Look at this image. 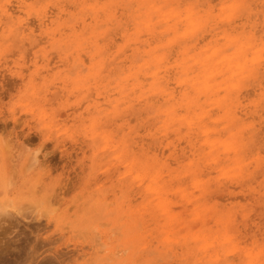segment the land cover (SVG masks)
I'll use <instances>...</instances> for the list:
<instances>
[{
  "label": "rangeland",
  "instance_id": "374dc122",
  "mask_svg": "<svg viewBox=\"0 0 264 264\" xmlns=\"http://www.w3.org/2000/svg\"><path fill=\"white\" fill-rule=\"evenodd\" d=\"M238 42L264 49V0H0V264H264V53L236 76Z\"/></svg>",
  "mask_w": 264,
  "mask_h": 264
},
{
  "label": "bare ground",
  "instance_id": "6f19581e",
  "mask_svg": "<svg viewBox=\"0 0 264 264\" xmlns=\"http://www.w3.org/2000/svg\"><path fill=\"white\" fill-rule=\"evenodd\" d=\"M215 1V0H214ZM213 2V1H212ZM166 16L167 15H162V17H163V20H165L166 22H168L169 20L166 18ZM174 16H178L177 15V13H175L174 14ZM192 14H190L188 17H187V19H189V22H188V24L190 25V26H196V22H195V20H193L192 19ZM225 17V16H224ZM261 18V17H260ZM131 20V19H130ZM128 21V20H127ZM35 22V21H34ZM235 22H237V21H235ZM129 23V22H128ZM113 26H114V24H113ZM116 26V25H115ZM123 29V28H122ZM167 35V34H166ZM120 36V35H119ZM115 39V38H114ZM119 40V39H118ZM204 40V39H203ZM200 41V40H199ZM220 41V40H219ZM237 40H230L229 42H231V43H233V42H236ZM238 43H240V42H238ZM176 48V47H175ZM245 47H244V45H243V43H240V45H238V48H237V50H236V52L232 55V57L230 56V55H227V56H224L223 58H222V62H227L226 64H227V67H228V69L230 70V72L232 73V74H235L236 76H238L239 74L240 75H244L246 72H247V70H248V68L250 67V66H254V65H257V64H259L260 62H261V59L263 58V51H264V49L263 48H261V49H259V50H257L254 54H253V57L250 59V60H248L247 59V57H246V54H245ZM127 52V51H126ZM174 52V51H173ZM218 52V50H215L214 51V53H217ZM125 53V52H124ZM138 60V59H137ZM85 61H87V59H85ZM88 63V62H87ZM110 64H112V63H110ZM114 64V63H113ZM162 64V63H161ZM80 66H82V65H80ZM84 70V69H83ZM86 70V69H85ZM125 70V69H124ZM159 73H155V76H157ZM8 77V76H7ZM15 80V79H14ZM113 80V79H112ZM17 85V84H16ZM208 84H206V86H207ZM206 88H208V87H206ZM177 91V90H176ZM251 93H253V92H251ZM251 95V94H250ZM251 96H253V95H251ZM17 111H18V109H17ZM65 114V113H64ZM130 114H131V112H130ZM143 114V113H142ZM197 115V114H196ZM134 116V115H133ZM244 116V115H243ZM20 120H21V118H20ZM19 122V121H18ZM21 122V121H20ZM262 130H264V129H262ZM211 133H210V131H206V135L207 136H209ZM112 143V141L110 140V138H107V140H106V147H109L110 146V144ZM184 143V142H183ZM207 144H209V145H212V146H214L216 143L215 142H211L209 139L207 140ZM105 147V148H106ZM224 147H225V153L226 154H229V152H237V149H236V147H234V143L233 142H226V143H224ZM167 152V150H165V153ZM67 163V162H66ZM171 164V163H170ZM68 165V164H67ZM76 168V167H75ZM221 168V167H220ZM83 173V172H82ZM132 173V172H131ZM222 173H224V171L222 172ZM79 174H80V172H79ZM90 177V176H89ZM136 177H137V175H136ZM139 178V177H138ZM157 178H158V176L157 177H155V178H153L152 179V181H151V183H150V185H149V189L153 192V194H155V195H157L158 196V198H159V206H160V208H161V210L163 211V213H164V215H166L167 217H168V219L170 220V221H173L176 217H175V215H172L171 214V210H170V207H169V203L167 202V200H161L162 199V192H163V189H162V187H159V186H157V185H155V184H157ZM70 180H71V178H70ZM69 180V181H70ZM77 183V182H76ZM63 183H61V185H62ZM70 184V183H69ZM6 185V184H5ZM67 186V185H66ZM199 185H197V187H198ZM62 187V186H61ZM70 187V186H69ZM229 187V186H228ZM58 191V190H57ZM37 193V192H36ZM59 196H61V193H60V195ZM220 196V195H219ZM218 196V197H219ZM221 197V196H220ZM56 198V197H55ZM59 198V197H58ZM242 199V198H241ZM3 201V200H2ZM5 201V200H4ZM3 201V202H4ZM10 200H7V198H6V204H8V202H9ZM11 202V201H10ZM9 202V203H10ZM1 204V202H0V211H4V213H5V215L6 216H4V217H7V216H12L11 214H12V212H8L9 211V209H8V207L9 206H11V205H7V207L5 206L6 204ZM114 203V202H113ZM110 204V203H109ZM108 205V204H107ZM106 205V206H107ZM7 208V210H6V208ZM13 208H14V206H12ZM74 207V206H73ZM191 207V206H190ZM97 208V207H96ZM119 208V207H118ZM124 208V207H123ZM107 209V208H106ZM176 209V208H175ZM129 211V210H128ZM127 212V211H126ZM128 213V212H127ZM1 214H3V213H1ZM88 214V213H87ZM121 215V214H120ZM0 217H2V216H0ZM208 220V219H207ZM2 221V220H1ZM86 222V221H85ZM212 222V221H211ZM99 223V222H98ZM101 223V222H100ZM143 223V222H142ZM102 226H104L103 224H101ZM139 225V224H138ZM108 226V225H107ZM80 227V226H79ZM140 228V227H139ZM193 228H195V227H193ZM92 229V228H91ZM97 229V228H96ZM141 230L143 229V228H140ZM149 229V228H148ZM94 230V229H93ZM129 230V229H128ZM147 230V229H146ZM78 231V230H77ZM85 231V230H84ZM95 231V230H94ZM97 231V230H96ZM109 231V230H108ZM118 231V230H117ZM130 232H131V230H130ZM147 232V231H146ZM79 233V232H78ZM77 233V234H78ZM81 233V232H80ZM100 233V232H99ZM148 233H149V231H148ZM84 234H85V232H84ZM83 234V235H84ZM100 237H101V235L100 234H98ZM124 235V234H123ZM169 235V237H168V239H170V237H171V235L170 234H168ZM85 236V235H84ZM139 236V235H138ZM133 237V236H132ZM198 237V236H197ZM96 238V237H95ZM109 238V237H108ZM139 238V237H138ZM143 238V237H142ZM171 238H173L174 239V237H171ZM101 239H102V237H101ZM178 239V238H177ZM229 239V238H228ZM109 240V239H108ZM172 240V239H171ZM154 241V240H153ZM93 242V241H92ZM97 242V241H96ZM96 242H94L95 244H96ZM151 242V241H150ZM98 243V242H97ZM148 243V242H147ZM92 244V243H91ZM104 245H106V244H104ZM154 245V244H153ZM96 247H97V245H96ZM95 247V248H96ZM105 247V246H104ZM122 247V246H121ZM214 247V242H211V243H208V245H206L205 247H204V250L205 251H207V249L208 248H213ZM0 248H2V247H0ZM94 248V249H95ZM100 248V247H99ZM151 249H153L152 247H151ZM189 249V248H188ZM198 249V248H197ZM180 250V249H179ZM193 250V249H192ZM126 251V250H125ZM148 251V250H147ZM146 251V252H147ZM203 251V250H202ZM237 251V247L235 246L232 250H231V252L230 253H235ZM99 252H100V250H99ZM142 252V251H141ZM151 252H152V250H151ZM126 253V252H125ZM153 253H155V252H153ZM153 253H150V254H153ZM7 254V253H6ZM160 254V253H159ZM158 254V255H159ZM170 255V254H169ZM162 256V255H161ZM207 256V255H206ZM164 257H166V256H164ZM168 257V256H167ZM170 257V256H169ZM220 257V254H218V253H214L213 255H211L210 256V258H211V261L212 260H218V258ZM232 257V256H231ZM5 259H7V258H5ZM225 259V258H224ZM231 259V258H230ZM88 261V260H87ZM165 261V260H164ZM223 261V260H222ZM3 262V261H2ZM167 262V261H166ZM171 262V261H170ZM6 263V262H5ZM92 264H94L93 262H92ZM209 264V263H208Z\"/></svg>",
  "mask_w": 264,
  "mask_h": 264
}]
</instances>
